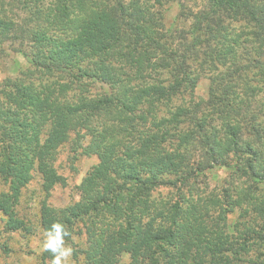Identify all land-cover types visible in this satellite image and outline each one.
Instances as JSON below:
<instances>
[{
	"label": "trees",
	"instance_id": "1",
	"mask_svg": "<svg viewBox=\"0 0 264 264\" xmlns=\"http://www.w3.org/2000/svg\"><path fill=\"white\" fill-rule=\"evenodd\" d=\"M171 1L0 0V44L33 43L0 83V236L38 228L19 213L38 176L40 228L61 224L78 263L264 264V0H205L188 38ZM63 154L98 163L57 207Z\"/></svg>",
	"mask_w": 264,
	"mask_h": 264
},
{
	"label": "rangeland",
	"instance_id": "2",
	"mask_svg": "<svg viewBox=\"0 0 264 264\" xmlns=\"http://www.w3.org/2000/svg\"><path fill=\"white\" fill-rule=\"evenodd\" d=\"M204 3L205 0H172L163 5L164 22L167 27H173L178 32H174L175 38L186 36L189 33L188 30L192 21L188 15L200 11ZM14 12L9 15L19 16V23L28 18V13ZM246 27H248V24L241 22L236 26L231 25L229 32ZM32 47L33 43L30 39L10 40L0 44V83L7 78L22 77L23 71L27 70L31 65L29 56L32 53ZM194 68L196 69L197 65L194 64ZM209 87L210 80L205 76L195 89V97L197 99L208 98ZM88 136L90 138V135ZM82 144L83 147L89 145V139L83 140ZM97 163L98 160L94 155L88 156L84 154L73 161H69L68 156L66 158V155H61L59 159V164H62L60 171L67 177V184L58 186L53 190L50 196L52 204L57 207H63L73 200L79 199V185H81L88 171ZM229 177L230 170L228 168L217 167L207 174L204 181L211 189H221L227 185ZM39 180L40 177L36 176L33 184L26 189L19 207L20 215L32 220L33 224L38 226V228L32 234L13 233L0 236V246L9 250L7 254L0 251V264H52L50 260L45 262L42 259L46 250L43 248L45 234L39 224V200L42 196ZM1 230L2 226L0 224V232ZM125 259L126 257L121 264H124ZM67 264L82 263L76 262L71 256Z\"/></svg>",
	"mask_w": 264,
	"mask_h": 264
},
{
	"label": "clouds",
	"instance_id": "3",
	"mask_svg": "<svg viewBox=\"0 0 264 264\" xmlns=\"http://www.w3.org/2000/svg\"><path fill=\"white\" fill-rule=\"evenodd\" d=\"M69 233L59 223L52 224L45 232L43 248L53 254L52 264H67L69 257L73 254L71 247H66L64 237Z\"/></svg>",
	"mask_w": 264,
	"mask_h": 264
}]
</instances>
